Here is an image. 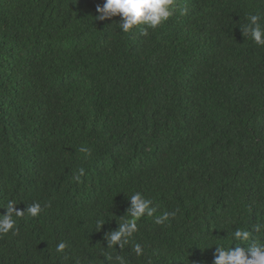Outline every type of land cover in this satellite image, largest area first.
<instances>
[{
  "label": "trees",
  "instance_id": "trees-1",
  "mask_svg": "<svg viewBox=\"0 0 264 264\" xmlns=\"http://www.w3.org/2000/svg\"><path fill=\"white\" fill-rule=\"evenodd\" d=\"M103 2L0 0V214L42 207L0 234V264H213L215 244L247 247L231 237L264 226V47L241 26L264 0H175L128 32L96 19ZM136 192L155 212L109 248Z\"/></svg>",
  "mask_w": 264,
  "mask_h": 264
},
{
  "label": "clouds",
  "instance_id": "clouds-1",
  "mask_svg": "<svg viewBox=\"0 0 264 264\" xmlns=\"http://www.w3.org/2000/svg\"><path fill=\"white\" fill-rule=\"evenodd\" d=\"M75 2V0H74ZM98 15L96 19L107 20L119 16V28L123 32H128L134 26L145 25L148 28L155 29L162 23L169 20L175 11V0H104L102 5L96 9ZM182 10V14L186 13ZM247 23L241 26L243 35L250 37L251 41L261 47H264V16L260 13H251L246 17ZM88 153V149H81ZM90 154V153H89ZM85 174L83 167L78 169L74 179L79 181ZM129 206L126 213L130 219L119 223V227L105 233V239L109 248L123 249L129 243V238L138 231L137 221L147 215L153 216L155 209L152 207V201L143 196L142 193L136 192L130 196ZM16 202L8 201L3 214H0V234H7L15 229L16 221L14 217H22L25 214L31 217L38 216L42 207L39 203L27 205L26 209L21 210L16 207ZM176 212L164 213L156 218L157 224H164L170 217H175ZM104 223H98L100 229ZM262 225H256L254 229L236 228L232 233V243L234 241L246 244L247 247L217 245L214 254L213 264H264V238L257 239L254 233H260ZM231 243V245H232ZM66 244L60 242L56 246L58 253L64 252ZM137 256L143 255L142 246L137 243L134 246ZM119 259V258H117Z\"/></svg>",
  "mask_w": 264,
  "mask_h": 264
}]
</instances>
